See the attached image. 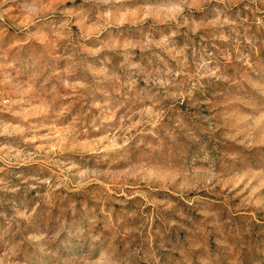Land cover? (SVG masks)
Here are the masks:
<instances>
[{
	"label": "rangeland",
	"instance_id": "1",
	"mask_svg": "<svg viewBox=\"0 0 264 264\" xmlns=\"http://www.w3.org/2000/svg\"><path fill=\"white\" fill-rule=\"evenodd\" d=\"M144 2L118 26L99 0H0V264H87L96 230L140 264H264V0L179 27ZM149 143L154 188L130 175Z\"/></svg>",
	"mask_w": 264,
	"mask_h": 264
},
{
	"label": "clouds",
	"instance_id": "2",
	"mask_svg": "<svg viewBox=\"0 0 264 264\" xmlns=\"http://www.w3.org/2000/svg\"><path fill=\"white\" fill-rule=\"evenodd\" d=\"M100 3L105 5H110L109 9L104 12L105 17L115 18L118 26L122 25L125 16H132L131 4L133 0H99ZM196 3V0H170L167 5L161 6L156 4H151L148 0H145L143 4L140 5L139 15L141 17L140 23H144L148 19H152L154 23H163L167 25H176L180 26L181 20H184L187 23L186 17V9L190 10L191 7ZM127 5V7H126ZM176 33L173 32L172 35ZM163 83V82H161ZM181 95H183L181 93ZM256 105L260 104V101L257 100ZM209 128H212V125H209ZM155 135V133H153ZM167 135V133H165ZM107 136L101 137L100 143L104 140H107ZM130 138H125L123 143L116 144L115 141H112V145L114 148L124 149L128 144ZM199 139V137H196ZM230 139L234 140L236 144L242 145L244 148H250L251 144L247 142L248 138L245 137L243 140H236V138L230 137ZM140 143H143L141 141ZM259 143H264V138H262ZM139 146V145H138ZM164 146L162 144H147L145 145V149H150L151 151L147 152L146 162L141 164H136L133 167L130 175L137 183H144L148 188H154L157 186V183L163 181L165 179L164 175L160 171V164L158 161L160 160V150ZM207 147V144H205ZM109 149L106 147L97 148L98 152H106ZM205 160H213V162L220 167L223 165L224 172L232 171L231 162L225 156L224 159L218 158V153L214 154L211 149L205 153ZM130 162V161H129ZM179 160L174 161V163H179ZM80 175H84L83 172L79 173ZM216 177V184H220L223 187H227V183H225L220 178V173H214ZM244 176H239L234 181V186L241 183L244 180ZM254 178V177H253ZM249 183H251V179H249ZM264 183V180H262ZM162 186V185H161ZM216 185H213L215 187ZM184 185H181L183 188ZM191 187H195L192 185ZM247 187V185H245ZM141 194V193H137ZM174 224L175 221H172ZM94 225V222H92ZM83 231V229H82ZM91 242L95 246L94 251L96 255L87 259V264H101L102 261H107L108 264H140V260L142 257L139 256L138 252H132L127 249L121 250L118 243L112 239L111 235L105 234L102 230H96L95 234L89 233ZM112 235H117V233H113ZM256 264H260L259 261Z\"/></svg>",
	"mask_w": 264,
	"mask_h": 264
}]
</instances>
